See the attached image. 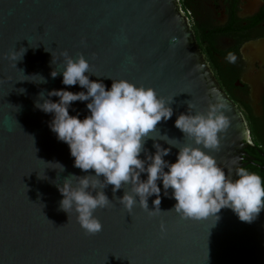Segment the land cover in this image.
I'll return each mask as SVG.
<instances>
[{
	"label": "water",
	"instance_id": "obj_1",
	"mask_svg": "<svg viewBox=\"0 0 264 264\" xmlns=\"http://www.w3.org/2000/svg\"><path fill=\"white\" fill-rule=\"evenodd\" d=\"M21 47L22 59L7 58L15 48L19 55ZM65 50L73 58L83 54L101 76L89 79L103 80L108 88L112 80L105 77L125 78L165 98L175 95L172 117L157 128L181 141L174 121L188 111L186 102L196 105L193 111H206L210 101L222 99L230 126L219 134V147L207 151L226 170L235 167L234 159L244 166L246 120L221 87L178 0H0V264H264V209L251 223L227 208L217 221L182 218L167 211L176 201L171 189L163 194L159 181V207L166 212L150 216L137 204L129 213L113 200L94 213L102 224L94 235L85 234L74 212L68 217L59 208L57 184L69 174L86 173L73 166L68 145L50 130L51 114L34 102L41 91L85 90L63 85L62 75L51 77L54 69L62 70ZM33 74L47 82L25 80L38 79L28 77ZM69 112L83 119L86 102H73ZM145 146L155 151L153 140ZM177 151L172 148L165 159L174 162ZM104 191L113 199L111 185ZM123 194L122 188L115 195ZM154 199L148 198L150 209Z\"/></svg>",
	"mask_w": 264,
	"mask_h": 264
},
{
	"label": "clouds",
	"instance_id": "obj_2",
	"mask_svg": "<svg viewBox=\"0 0 264 264\" xmlns=\"http://www.w3.org/2000/svg\"><path fill=\"white\" fill-rule=\"evenodd\" d=\"M176 41L173 37V43ZM17 51L16 48L10 51L7 58L15 62L22 59L26 49L23 48L19 55ZM60 56L63 68L51 71V77L62 75L63 85H79L85 90L52 89L47 95L41 91L34 107L51 114L50 130L57 140L68 145L74 158L73 166L86 173L69 174L62 184H57L62 195L59 208L68 217L74 212L85 234L94 235L102 230L94 213L110 207L113 200L129 213L137 204L150 216L166 212L159 207L162 189L158 181L162 183L163 194L169 196L171 189L170 198L176 201L167 211L174 210L182 218L215 216L217 221L224 208L232 210L242 222L251 223L258 217L264 209V178L241 166L238 159L233 160L234 168L226 170L207 151L219 147V134L230 126L225 115L227 106L222 99L210 101L206 111H193L196 105L192 100L186 102L188 111L178 114L174 121V126L183 133V141H188L183 142L167 133L162 134L157 128L159 122L172 117L171 104L175 95L165 98L154 88L125 78L105 77L112 80L108 88L103 80L89 79L90 75H97L91 71L89 60L83 54L73 58L65 50ZM225 60L234 64L237 56L229 51ZM28 77L38 79L25 80L47 82L39 74ZM51 97H58V100ZM76 101L86 102L88 114L83 119L79 113L71 115L69 112ZM149 139L153 140L154 152H149L145 146ZM161 140L169 147H163L159 143ZM172 148L178 149L174 162L165 159ZM53 163L64 171L63 164ZM142 173L146 174V179H141ZM73 178H77L75 183ZM109 185L113 199L104 191ZM125 185L129 186L128 190ZM122 188L124 194L117 197L116 192ZM153 195L154 207L150 209L148 198Z\"/></svg>",
	"mask_w": 264,
	"mask_h": 264
},
{
	"label": "flooded vegetation",
	"instance_id": "obj_3",
	"mask_svg": "<svg viewBox=\"0 0 264 264\" xmlns=\"http://www.w3.org/2000/svg\"><path fill=\"white\" fill-rule=\"evenodd\" d=\"M178 2L221 87L244 115L247 152L257 137L264 141V0ZM229 51L237 56L234 64L225 60ZM251 158L247 152L244 166Z\"/></svg>",
	"mask_w": 264,
	"mask_h": 264
},
{
	"label": "trees",
	"instance_id": "obj_4",
	"mask_svg": "<svg viewBox=\"0 0 264 264\" xmlns=\"http://www.w3.org/2000/svg\"><path fill=\"white\" fill-rule=\"evenodd\" d=\"M255 140L257 142L256 146L247 149L248 155L252 157L251 161H253V164H248L245 167L264 178V170L261 168V165H264V141L258 137Z\"/></svg>",
	"mask_w": 264,
	"mask_h": 264
}]
</instances>
